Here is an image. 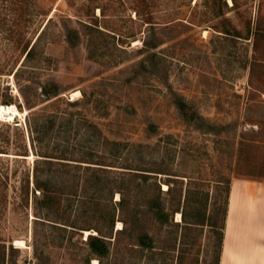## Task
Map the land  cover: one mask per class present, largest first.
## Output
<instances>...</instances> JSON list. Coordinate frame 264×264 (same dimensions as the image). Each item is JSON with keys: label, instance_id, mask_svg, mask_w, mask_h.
<instances>
[{"label": "rangeland", "instance_id": "1", "mask_svg": "<svg viewBox=\"0 0 264 264\" xmlns=\"http://www.w3.org/2000/svg\"><path fill=\"white\" fill-rule=\"evenodd\" d=\"M225 21L242 36L222 32ZM153 32L161 44L150 68L141 48ZM1 105L17 109L0 114V243L7 244V261L99 264L87 262L81 240L94 228L81 237L36 215L25 185L29 174L34 186L42 149L76 158L93 151L115 164L101 173L113 183L123 163L170 172L157 179L169 221L157 219L139 194L138 232L154 237L151 249L119 234L121 195L103 192L92 223L106 231L114 212L115 227L101 264H217L229 182L264 180V0H0ZM192 112L220 133L192 122ZM40 124L48 129L42 143L31 128ZM70 162L68 168L78 163ZM149 186L153 198L157 188ZM67 190L62 204L72 196L76 204L84 186L68 183ZM70 214L78 219L76 208ZM10 243L20 247L13 257Z\"/></svg>", "mask_w": 264, "mask_h": 264}, {"label": "trees", "instance_id": "2", "mask_svg": "<svg viewBox=\"0 0 264 264\" xmlns=\"http://www.w3.org/2000/svg\"><path fill=\"white\" fill-rule=\"evenodd\" d=\"M225 22L226 23L224 24V29L222 32L232 38L242 36L236 28L231 26L230 22ZM160 44L161 40L158 39L155 32H153L152 36L144 41V45L141 48V52L145 53L141 61L143 65L150 68L155 66V60L158 56L156 49ZM34 49V46L28 49L26 57L29 58L33 54ZM44 92L50 96L58 94V90L50 92L45 89ZM178 102L180 105H183L181 101ZM191 119L194 123L198 122L199 120L202 121L206 125L207 132L215 133L220 131L216 123L204 121L205 119L196 112H192ZM198 126L200 127L201 124ZM31 128L33 133L36 132V135L33 137L34 141L37 140L38 142L42 143L45 137L48 136V129L45 124L31 126ZM0 152L5 151L0 149ZM26 152L28 151L26 150ZM24 154L28 155V153ZM39 154L42 156V158L37 159L34 166V186L31 189L30 175L27 174L25 192L27 193L28 197L30 194L33 196L36 215L48 219L52 222L53 226H56L57 224L55 223L57 222L72 226V230L79 232L81 237L84 233L83 230H91L94 228L97 231V233H89L86 239L81 238L82 242L86 244L89 250V254L86 258L87 262H90L92 258H98L99 264L104 263V259L108 258L111 252L112 240H110L109 237L112 236L111 234H113L115 227L114 212L111 216H108L109 228L106 231L97 225H93L92 223L95 218L94 213L97 211L95 206H98L100 197H103V192L106 193V191L107 193L109 192L111 196H113L114 192L116 191H118L121 195L118 203L120 204V208H122L126 217L122 218L125 226H123L121 229H118L119 234H128L130 238H136L137 244L141 247L148 249L154 247V237L149 232H138L141 213L139 194L142 192L144 193L148 202H146L147 206L154 212L157 219H159L161 222L169 221V213L165 210L164 206L160 202V193L162 192V189L157 179L160 173L170 172H165L163 168L159 166H152V164L147 165V163L146 165H142L140 163L138 165L135 163H123L121 167H124L125 170L123 174L117 179L116 183H113L108 175H103L101 173L108 171V168H106L104 165L115 164L107 163L105 159H102L103 157L95 159L97 157L93 151L84 152V154L82 156L80 155L81 157L79 156V158L69 155L66 151L62 152L61 154L58 153L59 155H54L55 153H50L47 150L40 149ZM54 158L59 159L57 160L58 163L54 160ZM70 160H76L78 162L77 165H75L73 168H68L69 164L71 163ZM84 162L87 164L85 167H82L81 163ZM82 168L85 170L80 172V169ZM57 174H60V176L66 180L58 181V179H56V177H58ZM153 178L156 180L152 181ZM68 183H72V186L75 188L78 187L80 183H83L84 193L80 199H78L76 204H74L76 199H72L74 196L69 197V203L62 204V197L65 194L72 192L68 190L65 191V188L68 187ZM146 184L153 186V189L157 188V191L154 193L155 197L150 198V191L145 190V188H147ZM230 185L231 181L229 182L225 200L223 223L220 226V245L217 255V264H219L223 246ZM170 190L171 186H169L167 191ZM75 208L79 214L78 219L71 220L70 213ZM79 217H82L81 221H79ZM6 246V243H0V264H18L15 258L7 261ZM19 249L20 247L16 246L14 243L9 244V250L12 254V257L14 256L13 254L15 252H19ZM35 254L37 257L41 256L38 248H36Z\"/></svg>", "mask_w": 264, "mask_h": 264}, {"label": "crops", "instance_id": "3", "mask_svg": "<svg viewBox=\"0 0 264 264\" xmlns=\"http://www.w3.org/2000/svg\"><path fill=\"white\" fill-rule=\"evenodd\" d=\"M219 264H264V180L232 179Z\"/></svg>", "mask_w": 264, "mask_h": 264}, {"label": "bare ground", "instance_id": "4", "mask_svg": "<svg viewBox=\"0 0 264 264\" xmlns=\"http://www.w3.org/2000/svg\"><path fill=\"white\" fill-rule=\"evenodd\" d=\"M16 107L14 105H1L0 114L6 113L9 117L13 116L16 113Z\"/></svg>", "mask_w": 264, "mask_h": 264}]
</instances>
